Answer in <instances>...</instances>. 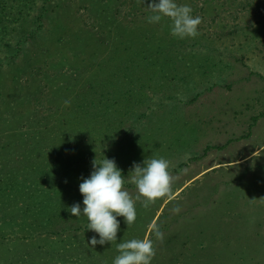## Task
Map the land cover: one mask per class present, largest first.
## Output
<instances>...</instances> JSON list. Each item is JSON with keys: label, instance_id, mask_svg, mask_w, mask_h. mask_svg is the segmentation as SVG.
<instances>
[{"label": "rangeland", "instance_id": "374dc122", "mask_svg": "<svg viewBox=\"0 0 264 264\" xmlns=\"http://www.w3.org/2000/svg\"><path fill=\"white\" fill-rule=\"evenodd\" d=\"M29 1L20 40L6 38L0 52V167L20 158L25 174L28 159L38 154L42 167L62 145L82 207L79 185L96 154L125 177L133 162L164 157L173 177L167 197L137 202L131 226L118 217L116 241L91 248L96 234L83 225L72 264H112L117 243L149 237L152 264H264V0H177L202 18L199 35L184 39L167 18L148 22V0ZM37 170L25 178L35 182ZM124 187L136 196L130 180ZM45 238L4 240L0 264H51ZM32 245L43 251L25 256Z\"/></svg>", "mask_w": 264, "mask_h": 264}, {"label": "trees", "instance_id": "16d2710c", "mask_svg": "<svg viewBox=\"0 0 264 264\" xmlns=\"http://www.w3.org/2000/svg\"><path fill=\"white\" fill-rule=\"evenodd\" d=\"M29 2V0H0V52L3 46L2 42L6 38L11 40V37L17 36V40H20L16 32L19 27L28 25L27 17L30 16V10L33 9V6H29ZM103 100V98L98 102L93 100L95 107L101 106ZM79 108H75L68 113L65 110L62 112L74 116L80 112ZM87 113L94 114L90 110ZM63 117L66 118L65 121L67 122L69 118ZM63 123L64 121H62L61 126L65 130V127L68 126ZM60 133L64 134L65 132L61 131ZM79 135L81 137L79 138L78 148L74 150L77 156L86 134L81 131ZM34 140H31V148H35L37 144ZM68 140L64 139L62 141ZM50 152L53 156L41 165L48 170L44 177H42V171L45 170L37 164V160L40 159L38 154L32 160L28 159L31 163L30 168L28 166L22 168L25 174H22L19 170L22 166L20 158H17L18 161L15 159L14 161L10 159L3 161L0 167V244L1 246L7 244L3 241L12 238V236L25 237V240L32 241L37 237L44 238L46 235L45 240L49 242V245L43 248L49 250V257L46 258L51 264H60L63 260L65 262L62 264H72V261L79 263L81 261L80 249L84 247L80 244L78 233L81 232L83 225L88 227V221L83 215L75 217L67 211L73 204L81 200L79 195L74 197L71 195L76 190L75 186L79 183L68 176V171L72 168V165L69 161L63 159L66 153L65 147L57 145ZM30 156H33L32 152H30ZM35 167L40 175L38 177L34 173V180L36 179V181L31 183L28 177L25 178V175L31 176V170ZM57 171L66 174L60 177V181H56L55 174L58 173ZM53 179L55 182L51 183ZM65 180H67L66 183H64ZM33 183H35V186L32 185ZM8 232H11V234H7ZM66 232H68V235L65 236ZM63 236L65 237L60 238ZM69 238L71 242H69ZM15 241L18 242L16 239ZM23 249L26 251L25 256L27 257L33 255L34 252L43 251L41 246L33 245L30 249L27 246ZM73 251L75 256H73V253H68ZM42 258L37 254V259L41 260ZM27 260L31 259L28 258ZM28 264L30 263L28 262Z\"/></svg>", "mask_w": 264, "mask_h": 264}, {"label": "clouds", "instance_id": "9594fccd", "mask_svg": "<svg viewBox=\"0 0 264 264\" xmlns=\"http://www.w3.org/2000/svg\"><path fill=\"white\" fill-rule=\"evenodd\" d=\"M147 8L150 12L148 22L159 23L167 18L173 37L184 39L199 35L198 26L202 18L193 15L189 4H180L177 0H148ZM92 169L90 175L82 178L79 185L83 207L77 202L67 209L75 217L83 215L87 218L88 230L96 234L88 241L91 248L96 245L104 246L118 239V217H123L127 226L135 223L137 202L148 207L158 199L167 197L172 191L170 162L164 157L133 162L129 172L131 175L125 177L114 158L109 159L103 154V159L97 160L96 154ZM126 180H130L135 186V197L124 187ZM173 211L179 213L181 209L177 205ZM150 231L156 240L163 242L164 234L158 224H151ZM116 249L118 254L113 258L112 264H152L156 255L151 237L121 241L117 243Z\"/></svg>", "mask_w": 264, "mask_h": 264}]
</instances>
